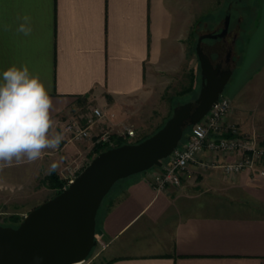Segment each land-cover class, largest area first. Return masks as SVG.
I'll list each match as a JSON object with an SVG mask.
<instances>
[{"label": "crops", "instance_id": "obj_1", "mask_svg": "<svg viewBox=\"0 0 264 264\" xmlns=\"http://www.w3.org/2000/svg\"><path fill=\"white\" fill-rule=\"evenodd\" d=\"M253 19L230 83L233 102L264 89V0ZM191 25L190 0H0V83L9 67L27 66L53 101V134L63 135L40 159L0 167V214L24 216L47 199L53 165L61 172L64 159L91 151V139L64 140V121L79 104L104 113L91 135L131 142L124 131L146 99L183 82L185 68L189 74ZM234 111L226 121L249 133ZM150 171L122 181L100 212L95 239L108 264H264V176L192 164L180 186L157 191Z\"/></svg>", "mask_w": 264, "mask_h": 264}, {"label": "water", "instance_id": "obj_2", "mask_svg": "<svg viewBox=\"0 0 264 264\" xmlns=\"http://www.w3.org/2000/svg\"><path fill=\"white\" fill-rule=\"evenodd\" d=\"M229 19L227 15L220 32L197 39L201 86L195 100L175 106L164 124L143 140L99 152L67 187L29 210L17 225L0 224V264H77L88 257L95 245L98 208L112 186L161 166L183 138L184 128L200 121L222 94L232 68L212 63L201 42L225 37Z\"/></svg>", "mask_w": 264, "mask_h": 264}, {"label": "rangeland", "instance_id": "obj_3", "mask_svg": "<svg viewBox=\"0 0 264 264\" xmlns=\"http://www.w3.org/2000/svg\"><path fill=\"white\" fill-rule=\"evenodd\" d=\"M190 3L192 25L190 36L188 38V41L190 43L189 54L191 56L190 68L188 69L189 74L186 73L187 69L185 68V76L183 82L181 81L176 86H170V90L164 93L154 92L149 99H146V102H144V107L141 109L140 113H138L135 119L133 118V120L131 121L132 129H134L135 134L132 137L131 142L129 143L139 142L159 129L171 116L173 108L175 106L187 101L195 100L201 86L199 61L195 52L197 39L200 35L205 33L220 32L223 28L224 20L227 15L230 16V19L226 36L220 39L204 38L201 42V45L212 63L223 61L229 49L231 50L229 62L232 68V75L222 92V94H225L229 98H231L230 83L234 79V76L237 74L240 66H242L245 38L250 28L252 27V24L254 23L253 18L257 14L258 0H190ZM235 33L237 34V39L235 41V44H233L232 37ZM261 83L264 84V82ZM244 92V96H241L239 100L237 99V97V100L235 99L236 101L234 100V102L232 98L230 99L231 106L232 108L234 106L235 114H240V116L244 118L245 125H248L251 130H248L249 133H244L242 131L244 130L242 128L243 126L240 125V123H233L236 125L241 135L243 134L249 137H255L257 142L260 145L264 146V89H262L261 86L259 90L253 88L252 90L248 89V91L246 90ZM95 107L96 106L93 103L88 102L79 104L78 108H75L73 110L71 116H69L64 121V124L69 118L75 117L85 125V123H87L85 117H88V115L91 114L92 109ZM188 130L189 126L185 127L184 134H186ZM95 135H92L91 138H88L89 140L91 139L92 149L91 151L89 149L85 156L82 157L78 154L72 155L71 157L64 159L61 166V172L59 168H55L54 170L51 169L48 172L45 178L47 185L49 184V174L52 171H55L56 175L63 181L64 186L70 176L77 175L84 168L86 163L98 154L96 152H93L94 146L96 145L93 142V140L95 139ZM64 140L75 144L81 143L86 139L81 141H73L69 140L68 135L65 134ZM123 141L126 142L128 140ZM85 146L83 147L85 148ZM218 155L220 154H217L216 156L210 154L207 158H205V160L209 162L216 161L217 163H219L220 161H218L217 158ZM76 162L77 164H75ZM116 186H119L118 183L115 185V187ZM49 188L52 190H49L47 192V199L54 196L58 191L56 188ZM17 217L19 220L15 222L14 220L16 219V215L0 214V224L13 226L17 225L24 216ZM101 247L102 242L95 239V245L91 249L88 257L83 262L77 264H104L106 261L101 252Z\"/></svg>", "mask_w": 264, "mask_h": 264}, {"label": "built area", "instance_id": "obj_4", "mask_svg": "<svg viewBox=\"0 0 264 264\" xmlns=\"http://www.w3.org/2000/svg\"><path fill=\"white\" fill-rule=\"evenodd\" d=\"M230 107V98L220 94L206 115L189 126L188 132L171 154L162 161L161 166L151 168L149 180L155 190H164L168 185L180 186L182 176L189 172L192 164L202 168L220 167L226 175L247 170L264 176V146L260 145L255 137L241 135L234 123L226 122ZM103 116V111L95 107L91 114L85 117L87 122L85 125L77 118L71 117L64 124L63 131L69 140L81 141L91 138L90 126ZM134 134V129L127 128L123 136L133 137ZM93 142L106 145L114 143L108 131H100L95 135ZM204 153L215 156L233 155L234 158L219 163L209 162L201 159ZM75 176H70L62 189L67 187Z\"/></svg>", "mask_w": 264, "mask_h": 264}, {"label": "clouds", "instance_id": "obj_5", "mask_svg": "<svg viewBox=\"0 0 264 264\" xmlns=\"http://www.w3.org/2000/svg\"><path fill=\"white\" fill-rule=\"evenodd\" d=\"M27 22L28 17H24ZM19 32L30 29L21 24ZM0 83V167L13 161L34 162L45 149H57L63 140L53 134L51 117L53 101L39 77L30 74L27 66L9 67ZM53 165V170L55 169Z\"/></svg>", "mask_w": 264, "mask_h": 264}, {"label": "trees", "instance_id": "obj_6", "mask_svg": "<svg viewBox=\"0 0 264 264\" xmlns=\"http://www.w3.org/2000/svg\"><path fill=\"white\" fill-rule=\"evenodd\" d=\"M185 136L184 132H183V137ZM112 139L114 141V144H112L111 146L109 145H106V144H96L94 146V150L93 152H96V153H99L103 150H106L110 147H115V146H119L121 144H124V143H127L123 140H121V137L120 136H115V135H112ZM126 179V178H125ZM125 179H121L119 181H117L113 186L112 188L110 189V191L106 194V196L103 198L99 208H98V211H97V215H96V222L98 220V217L100 215V212L102 210V208L105 206L106 202L108 201V198L110 197L111 193H113V190L117 188V186L115 187V185L118 183V185L124 181ZM49 187L51 188H56L58 191L55 193H59L61 190H62V186H63V181L56 175L55 171H52L50 174H49ZM19 219L16 215V219L14 220L15 222H17ZM109 261H106L104 264H108Z\"/></svg>", "mask_w": 264, "mask_h": 264}, {"label": "flooded vegetation", "instance_id": "obj_7", "mask_svg": "<svg viewBox=\"0 0 264 264\" xmlns=\"http://www.w3.org/2000/svg\"><path fill=\"white\" fill-rule=\"evenodd\" d=\"M218 38L220 39V38H224V37H218ZM232 39H233L232 43L235 44V41H236V39H237V34H236V33L233 34ZM225 59H226V57H225ZM225 59H224L223 61H219V62L222 63V67H221V68H228V67L231 68V64H230V62H229V61L226 62Z\"/></svg>", "mask_w": 264, "mask_h": 264}]
</instances>
